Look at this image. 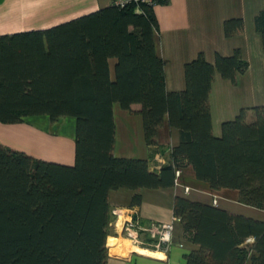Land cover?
Masks as SVG:
<instances>
[{"label":"trees","instance_id":"obj_1","mask_svg":"<svg viewBox=\"0 0 264 264\" xmlns=\"http://www.w3.org/2000/svg\"><path fill=\"white\" fill-rule=\"evenodd\" d=\"M255 23L264 46V12ZM156 26L153 7L111 4L46 30L0 35V122L76 119L73 164L0 141V264H108L111 192L133 191L130 206H139L143 190L177 185V169L189 166L211 190H236L240 203L264 211V105L242 108L220 136L212 124L216 74L236 83L249 63L239 48L215 63L200 53L185 65V89L168 91ZM224 28L240 35L244 21ZM116 104L140 116L151 151L168 117L179 133L169 164L156 171L148 158L115 154ZM174 214L196 246L187 264H264V220L185 195L175 197Z\"/></svg>","mask_w":264,"mask_h":264},{"label":"crops","instance_id":"obj_2","mask_svg":"<svg viewBox=\"0 0 264 264\" xmlns=\"http://www.w3.org/2000/svg\"><path fill=\"white\" fill-rule=\"evenodd\" d=\"M113 0H0V35L46 30L71 19L110 6ZM157 18L154 31L156 52L165 61V81L168 91H181L186 87L185 65L200 53L215 63L218 54L230 56L240 49L249 63L247 71L240 73L237 82L224 79L217 73L210 103L213 132L222 133V125L234 119L242 108L264 105V46L262 34L255 20L264 12V0H166L153 7ZM241 18L242 34L227 37L225 21ZM115 60L112 61V66ZM140 105H134L139 109ZM253 117V111H249ZM116 121V148L118 157L148 158L152 170L159 171L172 160L171 149L178 142L179 133L172 129L168 117L159 130L160 148L151 151L143 140L142 119L120 104L114 106ZM76 119L66 117L52 122L48 116L27 117L14 124L0 122V141L35 157L73 164L75 161ZM179 185L162 189L143 190L139 206H130L133 191L114 190L110 194L113 210L122 209L120 217L113 214L111 238L120 239L123 226L131 217L141 224L170 222L174 214V199L185 195L192 200L212 203L218 196V206L234 213L246 215L249 206L238 201V192L214 191L207 183L196 178L192 166L181 169ZM189 187V193L184 188ZM209 198H208V197ZM220 196V197H219ZM250 216V215H249ZM264 220L262 218H257ZM115 237V238H114ZM192 233L184 230L179 221L175 225L173 244L167 251L140 250L125 244L108 247V264H187L186 256L196 246ZM145 251V252H144ZM154 253V254H153Z\"/></svg>","mask_w":264,"mask_h":264},{"label":"built area","instance_id":"obj_3","mask_svg":"<svg viewBox=\"0 0 264 264\" xmlns=\"http://www.w3.org/2000/svg\"><path fill=\"white\" fill-rule=\"evenodd\" d=\"M165 0H113L112 4L120 7H126L127 5L135 4L138 8L142 5H147L149 7H155L157 4ZM181 170L177 169L176 175L179 177ZM180 183L177 182V185ZM185 193H189L190 188H184ZM218 200L215 199L213 204L216 205ZM122 209L113 210V214L120 217ZM180 219L177 216L170 222H151L150 224H141L138 220L134 218L127 219L123 226L122 239L128 240L132 247L138 248L140 250H151L155 249L158 252H164L170 249L173 244V233L175 230V225ZM250 238L249 241H252Z\"/></svg>","mask_w":264,"mask_h":264},{"label":"rangeland","instance_id":"obj_4","mask_svg":"<svg viewBox=\"0 0 264 264\" xmlns=\"http://www.w3.org/2000/svg\"><path fill=\"white\" fill-rule=\"evenodd\" d=\"M134 107V106H133ZM223 190H229V189H223ZM220 192L222 191V190H219ZM234 190H229L228 192H233ZM222 192H224V191H222ZM208 197V196H207ZM220 197V196H219ZM209 198V197H208ZM218 198V196H213V197H211V199H209V200H211L212 201V203H213V201L215 200V199H217ZM218 200V199H217ZM216 205H218V203L216 204ZM244 212L245 213H249V214H247L249 217H253V218H262V219H264V211H261L260 209H256V208H252V207H249L248 209H245L244 210ZM114 241V239L113 238H111L110 239V243H109V245H111L112 244V242ZM253 241V240H252ZM109 242V241H108ZM114 243H115V241H114ZM128 244V245H131L130 244V242L128 241V240H125V239H122V238H120L119 240H118V246H125V244ZM126 244V245H127ZM110 248V247H109ZM109 254H110V251H109Z\"/></svg>","mask_w":264,"mask_h":264},{"label":"bare ground","instance_id":"obj_5","mask_svg":"<svg viewBox=\"0 0 264 264\" xmlns=\"http://www.w3.org/2000/svg\"><path fill=\"white\" fill-rule=\"evenodd\" d=\"M115 238V237H114ZM117 239V241L119 240L118 238H115V240ZM114 240V241H115ZM114 241L112 242V244L110 245V246H113V245H115V243H114ZM118 244V243H117ZM145 252V251H144ZM154 254V253H153Z\"/></svg>","mask_w":264,"mask_h":264}]
</instances>
